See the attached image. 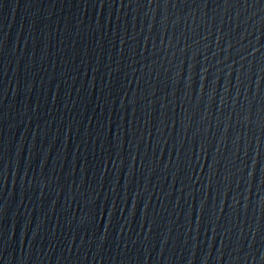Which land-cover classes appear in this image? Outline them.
Returning <instances> with one entry per match:
<instances>
[{
  "label": "water",
  "instance_id": "obj_1",
  "mask_svg": "<svg viewBox=\"0 0 264 264\" xmlns=\"http://www.w3.org/2000/svg\"><path fill=\"white\" fill-rule=\"evenodd\" d=\"M0 264H264V0H0Z\"/></svg>",
  "mask_w": 264,
  "mask_h": 264
}]
</instances>
